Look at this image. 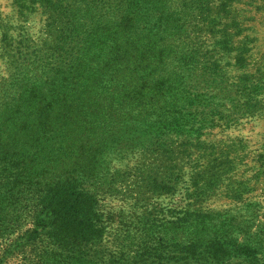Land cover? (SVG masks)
Returning <instances> with one entry per match:
<instances>
[{"label":"trees","instance_id":"trees-1","mask_svg":"<svg viewBox=\"0 0 264 264\" xmlns=\"http://www.w3.org/2000/svg\"><path fill=\"white\" fill-rule=\"evenodd\" d=\"M235 1L38 0L48 9L45 24L54 36L37 50L9 42L0 22V134L12 140L0 149V181L23 178L27 193L36 197L28 238L44 235L51 243L75 246L73 255L91 264H233V257L261 264L251 245L212 237L213 223L202 214L197 215L201 233L188 231L163 250L107 258L95 248L105 236V225L92 186L105 174L91 168V160L97 162L94 154L110 150L108 138L118 132V124L130 120L171 127L160 135L180 132L182 103L202 93L191 90L189 76L203 74L207 87L223 91L228 71L213 55L216 43L235 54V65L245 66L243 54L256 50L258 38L246 20L253 9L264 10V0H244L245 18L239 20L229 13ZM226 17L230 20L222 22ZM216 24L222 25L216 29ZM248 29L234 45L232 38ZM216 31L220 37L214 42L218 37L211 33ZM206 34L211 44L203 40ZM35 98L30 114L19 111ZM231 98L233 107L225 118L237 120L249 107L257 109L254 103L240 104L236 94ZM74 140L80 144H74L70 155ZM34 164L40 171L42 167L43 177L49 173L40 190L39 212L33 187H38V172L30 171ZM172 174L166 193L174 192L180 177ZM215 174L203 175L207 184H201L202 190L214 183ZM179 219L185 225L198 220Z\"/></svg>","mask_w":264,"mask_h":264},{"label":"rangeland","instance_id":"rangeland-1","mask_svg":"<svg viewBox=\"0 0 264 264\" xmlns=\"http://www.w3.org/2000/svg\"><path fill=\"white\" fill-rule=\"evenodd\" d=\"M243 2L235 1L229 10L239 20L245 18ZM47 10L38 0H0V22L7 40L41 49L54 36L45 24ZM249 15L252 17L246 21L258 33L256 50L244 52L245 66L239 67L235 54L221 50L216 43L213 55L228 71L223 91L207 87L203 74L189 76L191 90L202 93L182 103L180 132L160 135L171 127L130 120L118 124V132L108 138L110 150L94 154L92 159L97 162L91 160V168L105 174L92 186L98 191L97 207L105 225V236L95 248L99 246L105 257L163 250L188 231L201 233L197 223L201 216L197 215L202 214L213 223L209 227L212 237H232L236 243L251 245L264 264V75L259 72L264 74V10L253 9ZM221 25L216 24V29ZM216 33H211L218 37L214 42L220 37ZM248 33L249 29L232 38L233 44L242 42L241 36ZM203 40L213 41L208 34ZM242 89L245 95L240 97ZM232 94L240 104L254 103L257 109L249 107L237 120L223 117L233 107ZM37 103V98L22 103L19 111L30 114ZM78 141L71 143L70 155ZM11 142L0 134V149ZM34 166L30 171L38 172V187H33L35 196L38 190L39 212L40 190L49 173L43 177L42 167L40 171L38 164ZM177 172L180 177L174 192L166 193L170 173L175 179ZM210 173H216L211 176L216 180L202 190L207 183L201 179ZM25 188L23 178L0 181V264H91L73 255L78 250L75 246L51 243L44 235L28 238L26 234L34 230L37 200ZM179 217L198 220L185 225ZM240 260L232 258L233 264H248Z\"/></svg>","mask_w":264,"mask_h":264}]
</instances>
